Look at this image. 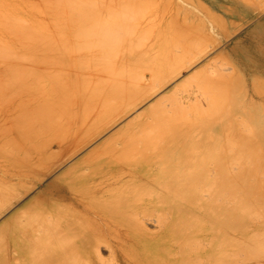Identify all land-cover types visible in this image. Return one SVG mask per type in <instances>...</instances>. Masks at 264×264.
<instances>
[{
  "label": "rangeland",
  "instance_id": "374dc122",
  "mask_svg": "<svg viewBox=\"0 0 264 264\" xmlns=\"http://www.w3.org/2000/svg\"><path fill=\"white\" fill-rule=\"evenodd\" d=\"M172 1L173 0H0V13L5 11V15L4 13L0 14V154H2V156L8 154L7 156H5V159L7 158L6 160L0 158V165L2 164L0 167V218L9 216L15 210H19L20 212V210H23L25 208L23 212H27V210L28 212H30L31 210L36 208L33 212H30L32 214H27L24 212L23 217H21V215L23 214L21 211V214L19 213L18 215V217H21V220L20 218L18 220L22 221L24 217L27 218L28 216L26 221L28 219H33V221L36 223H34L36 225L34 226L36 228H38L37 226H39L37 231H34L33 229L35 228L33 224V227L31 225L30 227L27 226L29 225V222L31 224V220H28L26 222L29 236L32 238L30 239V237L28 238L27 236V255L17 253L18 260H23L26 258L29 259L33 264H37V262L38 264H50L52 260H56V254L51 253H57L59 250H61V248L65 250V247L67 246L69 247L67 249L68 251L73 250L72 245L76 238L75 234L77 232L90 229L93 226H97L109 217H127L130 213H127V211L123 210V207L127 202H143L146 200L152 201L153 197V200H155V198L157 200L158 196L156 195L158 194L154 193L155 188L154 190H151V187L155 182L154 187H156V185L159 186L158 183L161 184L160 186L164 184L165 186L163 185V188H166V186H169L170 188L171 186V189L167 188L169 192L171 190L173 191V189L176 188L178 190V193H181L180 195H178L179 197L177 195H174L172 198H174L173 200L176 199L177 202H179L182 209L181 213L184 216H181V220L183 221L182 223L180 219L178 220L180 223L178 224L179 229L182 227L180 230L181 234H186V237H188L193 233L191 237H188L190 240L186 238V242L182 241V244L185 247L189 245L188 248L186 247L187 250L190 251L189 248L191 249V247L194 246H191V243L193 242L194 238L197 240L198 236L201 238L199 239L198 237L199 241H203V244L205 243L204 245H206L205 240L207 241V244H209L208 246L206 245L207 247L204 246L203 248L202 243L201 247L200 243L199 245L198 243H196V245L198 246L195 249H198V251L195 252H197V254L200 253L199 257H203L205 259H200L199 262L197 260H194L193 262H191L192 264H206L208 261L209 262L207 264H210V261L211 264L264 263V229L261 227V225L263 224V216H261L260 214H255L257 216L256 218L254 217L244 220V224L248 226L247 229L232 227H228L227 229H224V227L221 228L219 226L222 225L218 224L217 219H205L201 217L202 214H199V212H202L203 208L206 207V205L203 206V204L200 203H191L193 200V189L192 187L191 189L190 187H188L191 184L190 178L187 189L186 186H182V183H187L183 182L186 178L182 179V177L180 176L176 177L175 173H168L165 169H153L154 174L159 173L164 177V179L159 181L158 179L152 178V174L150 176H147V170H151L150 165L145 164L146 166L144 169H140L137 166V164L141 162L142 156H153L156 153V155L162 154V156H167V141L170 139L175 140L177 138H182L183 134L185 133V128L190 129V126L193 125L192 123L194 121L198 122L199 119H217L219 114H222L230 107V100L232 94L235 92H237L243 98V101L248 110H256V113H258L264 109V0ZM9 12L11 15H6ZM19 19L21 20L19 21ZM30 19L31 21H29ZM37 19L40 20L43 25ZM25 20L27 22H23ZM18 25L20 26V28L18 27ZM22 25L25 26L23 27ZM177 26L179 29L177 28ZM21 27L23 29H21ZM39 30H41V32ZM10 31L12 32L10 33ZM131 36L133 37L132 39ZM9 38H12L13 41ZM126 38H128L129 41ZM260 39H263V42ZM1 41H4L5 43ZM131 44L133 47L129 50V46ZM104 47H108L110 52L107 48L106 50H104ZM58 50L61 51L58 52ZM193 50H196V53ZM187 51L188 53H186ZM190 51L195 56V59L193 58V61L197 60L198 56L200 58L203 54L204 57H202L201 60H197V63L194 62L195 64H192L191 62L193 61H187L188 59L192 58V56H190L192 55ZM199 52L200 55L198 54ZM205 52L208 53L205 54ZM139 56L141 58H139ZM92 58L94 59L92 60ZM138 58L141 60H138ZM184 59L187 61V64L185 63L184 66H190L189 63L193 65V67H189V70L183 66L182 61L184 62ZM111 60L113 61V63ZM74 62L76 63L73 64ZM118 62L121 63L118 64ZM122 63H124L125 65ZM178 64L180 68L177 67ZM176 67L177 69H179L177 70ZM73 69L75 72L73 71ZM174 69L177 70V72H180L181 69H183L184 71H181L182 73L178 75V78H176V76H172V78L174 79H171L172 81L165 84L166 86L163 87L162 84H164V81L168 79L170 80L171 78V76L170 78H168V76L166 79L165 77L168 75L170 70L173 71ZM175 70L174 73H171L177 74ZM191 71H193V73L191 74L193 76L191 77L190 75L189 79L186 82L175 87L176 81L182 76L189 74ZM78 72L80 75L78 74ZM108 72L109 74L111 73L112 75L113 73L114 75H108ZM82 74H86L87 76L89 75V78L92 77V74L93 77L95 76L94 78H96V80L93 82L94 79L92 80L90 78L88 82V77L86 75L82 76ZM94 74L99 75L97 76ZM119 74L121 75V77L119 76ZM81 76L84 78H81ZM103 76H107V78L111 77V81L113 80V82L108 80L110 78H106L107 82H105L106 79ZM73 77L76 79H74ZM63 78L66 79L65 81L68 80L67 82L62 81L65 83L64 86H62L63 83L60 82L61 80H63ZM79 78H81L80 82L78 80ZM114 78L116 80L118 79L117 82L124 81L125 83L122 82L123 84L121 85L120 83L116 84ZM82 79L84 80V85L82 83ZM98 80L102 81L99 82V85H97L98 83L96 84L98 87H102L103 85L108 87L112 83L111 87L114 86L115 88L111 89H113V93L117 92V94L114 93L116 97H114V95L112 94V90L109 92L108 89H110V86L107 89L105 87L103 89L105 92H107V96L103 94L104 91L101 89V87L96 88L94 84L95 82H98ZM90 81H92L93 84ZM54 82H57V84L59 85L57 86V88L60 91L56 88V86L54 85L56 83ZM77 82L79 83V85ZM52 84L54 86L53 88ZM86 84L88 85L87 87L92 85V88L90 87L89 89H87V87H84L86 86ZM65 85L67 87V89H65L67 93L70 89V85L74 86L71 87L72 89L78 88L77 92L75 89L72 90L75 92H72L70 90V94L68 93V95L66 94V91L63 90L62 92L65 91V93L62 94L66 95H64L65 97H67V99L65 98L66 100L62 99L64 98V96L61 95L60 89H64L63 87H65ZM122 85H124L123 87H125V89L123 87L117 88ZM160 85H162V87L161 90L159 89L158 91V88L156 87H159ZM82 86L84 87L83 91L88 92V95L90 93V96H95L90 97L87 95V93L85 94L83 91L80 92L81 88L79 87ZM38 88L40 89V91ZM54 88L57 90H55ZM93 88H95L96 91L101 89L102 92H92ZM51 89L55 91L52 92ZM114 89H116V91H114ZM119 89H124L123 91H127L129 94L127 92L121 93ZM153 89H155L156 92L158 91V93H152L151 96L149 94L150 92H154ZM90 90L91 92H89ZM78 91L80 93H78ZM71 93H73V97ZM162 93H164V97L160 95ZM77 94H81L82 97L78 95V99ZM111 94L112 96H110ZM36 95L37 97L35 99L34 97ZM74 95L76 96L75 98L77 99V101L80 100V97L84 99L82 100V105H78L80 104L81 100L79 102H76V100H74V103ZM102 95L103 98H101ZM38 96L42 97L39 98ZM83 96L86 98H83ZM109 96L110 98H114L110 99ZM157 96L161 97L160 100L162 99V102L159 101L160 103H158L159 99ZM28 97H32L30 98L31 100L28 101ZM43 97H45V99ZM147 97L149 98L147 99ZM94 98L101 99H96L98 101H95ZM107 98L111 101H108V107L106 106L107 104H105L106 107L98 105L97 102L103 105L106 102ZM156 98L157 100H155ZM71 99L73 102H71ZM93 99L95 102L93 101ZM60 100H62V102ZM88 100L90 102H93L86 103L87 108L82 109V107L85 105V101L87 102ZM102 100L104 101V103H102ZM136 100L138 101L136 102ZM44 101H46L47 104ZM52 101L55 103L54 109L53 105L51 104ZM59 101L60 103H58ZM131 101L136 102L133 105L138 103L140 105H137L138 107L136 106V109L133 108L134 110H132V107L134 106L131 105ZM141 101L142 103H140ZM63 102H65L64 105L66 106L64 107L66 111L68 109H71L70 111L68 110V112L65 111L66 113H69V115L65 114V112H63V114L61 113V110H65L61 109V107L63 106ZM128 102H130V104ZM153 102L154 105L152 107L151 105L153 104ZM49 103L51 105H49ZM68 103L72 104L70 105V108H68ZM94 103L95 105H93ZM96 103L97 107H95ZM125 103H128L126 107H124ZM22 104L23 106H21ZM40 104L42 107L40 106ZM58 104H61V107ZM91 104L92 108L90 110L89 107L91 106ZM56 105H58L61 110H59L58 106ZM34 106L38 107L34 109ZM148 106L151 109H149ZM123 107L125 108L124 111ZM37 108H39V110L40 108H42L40 110V112L42 111L41 114L40 112L36 113ZM45 108L49 109L46 110ZM55 108L58 110H55ZM141 108L145 109L143 110V114L139 112V110H142ZM30 109H32V112ZM72 109H74L73 112ZM81 109L83 112L81 111ZM29 110L30 113H28ZM88 110H90L89 113L87 112ZM128 110L129 112L131 111V113H129ZM158 110H163L164 113L158 116L160 114L156 113ZM50 111L53 113H51ZM126 111L128 112L127 115L125 114L127 113ZM135 111L139 112L140 114ZM26 112L28 114L25 115ZM33 112L36 114H34ZM74 112L77 116L74 114ZM90 112H95L94 115L96 113L99 115L96 114L94 116L92 115L93 113L91 114ZM72 113L74 114V118ZM58 114L60 115V117L58 116ZM80 114L86 116L81 117L82 115ZM87 114H89V116ZM123 114H125V116ZM141 114L142 116H140ZM39 115H41V117H39ZM48 115L52 120L48 118ZM53 115L56 117H54ZM63 115L66 118H68L69 116V118L65 119ZM121 115H123V118L121 117ZM137 115H139L141 118L136 119L135 117H137ZM128 118H135L136 120L133 121L132 119L133 123L132 121L130 123H132L133 125L129 123L131 126L127 125V128V126H125V123H128L130 121L128 120ZM26 119L28 120V122L31 121L29 122V125L27 124L28 128L29 126H31V131L32 125L34 123L35 126H33V128L36 127L37 129H33V131L36 130L35 132H29L32 135L34 133L36 139L34 138V136L32 138V135L29 134V136H26L28 137L27 139H29L27 142L24 140V132H28L27 127H25L27 125L24 122L26 121L27 123ZM37 119L40 122L36 121ZM44 119L48 120L44 122ZM154 119H156L155 123L153 121ZM157 119H160V123L157 122ZM18 120L22 122H18ZM41 121L47 123L51 127L46 124L44 125L43 123H41ZM113 121L116 123L113 124ZM145 121H147V123ZM41 124L42 127H40ZM52 124L54 125V128ZM143 124H145L144 127ZM78 125H80L81 127ZM45 126L48 127V129H46ZM24 127L26 131L23 130ZM17 128H22L23 131ZM42 129L44 130V132H41ZM45 129L47 133L45 132ZM58 129L60 131H58ZM19 130L22 132H20L21 134L24 133L22 135L24 138L19 133ZM38 130H40V132L43 134H41ZM56 132H59V136ZM35 133L41 135L38 136V134ZM116 133L119 136L116 135ZM113 135H115V139L111 138L113 137ZM12 136H14V141L10 139L13 138ZM51 136H53L54 138ZM5 137L9 138V140L4 139ZM15 137L17 139H15ZM3 140H8L10 144L4 143L5 141ZM120 145H122L123 147ZM134 145H139V149L137 148L136 152H133V150H131L132 147L135 148ZM117 146L118 148L116 149L115 147ZM15 147H18L17 150L15 149ZM119 147L121 148V150L122 148L123 150H131L132 152H130V154H134V156L132 155L133 160H128L129 158H126L127 154L125 153L128 152L126 150L124 156H121L122 152ZM107 151L109 152V154L112 153L113 155L115 153L121 152L119 156L125 157V160H123L124 158H118L119 156H113L112 154L110 155H112L113 157L109 154L107 155ZM4 152L6 153L4 154ZM102 152H105V154H103ZM91 153L92 155H90ZM94 153H97L98 155ZM102 155H104V158ZM90 156H94V158H101H95L96 160L94 158L91 159L93 161L95 160V162L92 163L94 166L91 165L90 169H88L89 166H87L86 163L88 162L87 160H90ZM116 157L120 159V164L118 163ZM162 158L164 160V157ZM107 159H113V161L116 162V167H114L117 170L114 167L109 168L107 166ZM100 162H102V165H100ZM122 165L124 166L122 167ZM98 167L99 170L97 169ZM132 168L134 169V171ZM83 169H85L86 171L79 172ZM94 169H97L98 171L96 170L95 174H92L93 177H91L89 181V174L86 172L88 170L92 171ZM111 171L114 173H112ZM107 173L110 174L108 175ZM81 174L85 179L81 177V179L78 178V176H82ZM61 176H65L66 179L62 178ZM60 177L62 178V181ZM73 177H76L78 179L74 181L75 183H71L74 179ZM112 177L114 178L112 179ZM151 178L155 181L152 182ZM172 178L175 179V183L174 181H172ZM166 179L167 181H165ZM85 181H87L86 184L84 183ZM169 182L171 183L169 184ZM165 183L169 185H166ZM55 184L59 186L57 188H66L68 197L65 200L61 201L57 199V195L59 196L57 191H53L52 193H50V196L46 195L48 197H46L48 200H46V198L37 200L39 195L45 193V189ZM179 185L184 187V189H182V187H180ZM163 188L157 187L158 191L162 192V194L165 193L166 190L165 189L163 191ZM186 189L188 191H185ZM168 190L166 192L167 194L169 193ZM152 192L153 194H151V196L148 195ZM53 194L57 195L54 196ZM182 195V200L184 201L180 200V197ZM184 195H187L186 199ZM59 198L64 197L59 196ZM169 198L171 197H168L166 199L170 200ZM187 200L189 201L188 203ZM33 202L35 206L33 204V206L31 205V203ZM37 202L38 204L40 203V205H38ZM183 203L186 207L182 205ZM191 204H193L194 207H192L193 205ZM196 204H198V206ZM190 207L194 210L190 209ZM43 209L44 211H42ZM50 210L52 212H50ZM185 210H187L188 212ZM183 212H185V214L187 215H185ZM165 213L170 214V216L173 215L169 212ZM31 215H33V217H31ZM131 216L132 215L130 214V217ZM133 216H135V214ZM162 216H168L170 218V216L164 214V212L162 213ZM193 216L196 218L193 219ZM214 216L215 214H213L212 217ZM183 218H185V220L190 219L188 224L186 222V226H181L185 222ZM20 221H17V227L15 231L18 243L19 240L20 243L23 242L26 237H24V233L21 232L22 224ZM193 221L196 222H194L193 224ZM198 221L200 224L197 223ZM211 222H213L214 224ZM226 222L228 224L230 223V221ZM231 223H233V221H231ZM208 224H212V226L208 228ZM68 225H72L70 230H72L73 232H68ZM146 225V227L153 232H155V229H157L156 226H154L153 222L148 221ZM257 225H259L260 227H257V229H255ZM40 227L45 228L44 230H46V233L45 231L43 232V228ZM190 227L191 229H189ZM199 227L202 228V230H199ZM208 229H210L209 233L211 234L207 235L208 237L205 235V237L202 233L208 232ZM196 230H199L195 234V236L197 237L194 236ZM223 231H225V234L227 233V238L226 235L224 236V242L227 243V246L224 245V249L226 246V249L228 250H226L224 253L228 254L224 255L222 253V256H220L219 253L221 251L219 248V244L220 238H222L221 234L224 233ZM240 232H248L250 234L241 235ZM33 235L36 237H34ZM35 238L36 240L38 239L37 243L34 242L36 241L34 240ZM211 240L214 241L211 242ZM32 241L35 244H32ZM63 242L64 245L62 246ZM209 242H211V244L213 245L212 248ZM66 243L68 244L66 245ZM50 248L51 250H49ZM45 249L48 250L45 251ZM209 249H212V252L209 251ZM67 250L65 252L68 253L67 257H69V252ZM107 250L108 249L103 248L102 251L103 254L105 253V258H108L109 256V251L107 252ZM206 250H208V252H211V254L206 255ZM43 252H48V256L46 254H43ZM72 254L74 253L70 251L71 257L73 258L75 256V259L72 260L76 261L79 256L76 254ZM194 256H192V259H196L197 255L195 257ZM43 258H45L46 262H44V260H41ZM37 259L38 261H36ZM79 262H81V259L79 260ZM110 263V261L109 263L107 262V264Z\"/></svg>",
  "mask_w": 264,
  "mask_h": 264
},
{
  "label": "bare ground",
  "instance_id": "6f19581e",
  "mask_svg": "<svg viewBox=\"0 0 264 264\" xmlns=\"http://www.w3.org/2000/svg\"><path fill=\"white\" fill-rule=\"evenodd\" d=\"M174 1V0H173ZM172 1V2H173ZM170 3H171V1H170ZM169 4V3H168ZM168 4H167V6H168ZM174 4V3H173ZM171 6H173V5H171ZM166 9H168V8H166ZM172 10H173V8H172ZM1 11V10H0ZM8 11V10H7ZM175 11V10H174ZM5 12V11H4ZM4 12H1V13H4ZM97 12H99V11H97ZM168 12V11H167ZM0 13V14H1ZM7 13V12H6ZM170 13V12H169ZM10 14V12L8 13V14H6V15H9ZM95 14V13H94ZM4 15H5V13H4ZM11 15V14H10ZM97 15V14H96ZM95 15V16H96ZM1 16V15H0ZM18 16V15H17ZM16 16V17H17ZM20 16V15H19ZM171 16V15H170ZM3 17V16H2ZM23 17V16H22ZM95 18H97V17H95ZM21 19H24V18H21ZM21 19H19V21L21 20ZM39 19V18H38ZM37 19V20H38ZM5 20V19H4ZM14 20V19H13ZM2 21H3V19H2ZM18 21V20H17ZM29 21H31V19L29 20ZM39 22H41L40 20H38ZM23 22H27L26 20L25 21H23ZM35 22V21H34ZM180 22V21H179ZM31 23V22H30ZM42 23V22H41ZM13 24H15V23H13ZM12 24V25H13ZM40 24V23H39ZM1 25V24H0ZM4 25V24H3ZM27 25V24H26ZM41 25V24H40ZM42 25H43V23H42ZM183 25V24H182ZM6 26V25H5ZM15 26V25H14ZM23 27L25 26V25H22ZM34 26H35V24H34ZM18 27L20 28V26L18 25ZM40 27V26H39ZM36 28V27H35ZM177 28H178V26H177ZM7 29V28H6ZM21 29H23L22 27H21ZM33 29V28H32ZM40 29V28H39ZM179 29V28H178ZM15 30V29H14ZM20 30V29H19ZM216 30V29H215ZM16 31V30H15ZM23 31V30H22ZM22 31H19V32H22ZM25 31V30H24ZM40 32H41V30H39ZM43 31V30H42ZM182 31H183V29H182ZM185 31V30H184ZM214 31V30H213ZM12 31H10V33H11ZM26 32V31H25ZM116 32V31H115ZM114 32V33H115ZM121 32V31H120ZM119 33V32H118ZM117 33V34H118ZM123 33V32H122ZM183 33V32H182ZM21 34V33H20ZM25 34V33H24ZM124 34V33H123ZM23 35V34H22ZM113 35V34H112ZM135 35V34H134ZM10 36H12V35H10ZM121 36V35H120ZM127 36V35H126ZM125 36V37H126ZM263 36V35H262ZM99 37H101V36H99ZM103 37V36H102ZM106 37V36H105ZM109 37V36H108ZM135 37V36H134ZM133 37L131 36V39H132ZM9 39H11L12 40V38H9ZM29 39H30V37H29ZM109 39V38H108ZM119 39H121V38H119ZM128 41H129V39L128 38H126ZM264 39V38H263ZM263 39H260L261 41L263 40ZM115 40V39H114ZM126 40V41H127ZM259 40V41H260ZM8 41V40H7ZM13 41V40H12ZM102 41V40H101ZM109 41V40H108ZM125 41V42H126ZM131 41V40H130ZM137 41V40H136ZM135 41V42H136ZM260 41V42H261ZM1 42H4V41H1ZM118 42V41H117ZM132 42V41H131ZM263 42V41H262ZM261 42V43H262ZM5 43V42H4ZM106 43V42H105ZM128 43V42H127ZM257 43V42H256ZM264 43V42H263ZM262 43V44H263ZM122 44V43H121ZM133 44H135V43H133ZM126 45V44H125ZM104 46V45H103ZM102 46V47H103ZM131 46V47H130ZM129 46V50H130V48H132L133 46H132V44ZM105 48V47H104ZM107 49H108V47H106ZM106 48L104 49V50H106ZM114 48V47H113ZM124 48H126V47H124ZM99 49H101V48H99ZM119 49H121V48H119ZM128 49V48H127ZM182 49V48H181ZM261 49V48H260ZM103 50V49H102ZM103 50V51H104ZM109 50V49H108ZM107 50V51H108ZM183 50V49H182ZM192 50V49H191ZM57 51V50H56ZM61 50H58V52H60ZM116 51V50H115ZM122 51H124V50H122ZM194 51V50H193ZM198 51H200V50H198ZM63 52V51H62ZM61 52V53H62ZM109 52H110V50H109ZM119 52V51H118ZM185 52V51H184ZM191 52V51H190ZM190 52H189V54H190ZM195 53H196V50L194 51ZM115 53V52H114ZM186 53H188V51L186 52ZM208 52H205V54H207ZM56 54V53H55ZM191 54L192 55H190V56H192V58H190V59H188L187 57V61H189V62H191V61H193V58L195 59V56H194V54L191 52ZM199 55H200V52L198 53ZM198 54H196V55H198ZM110 55V54H109ZM113 55V54H112ZM186 55H188V54H186ZM202 55V54H201ZM93 56V55H92ZM116 56H118V55H116ZM202 57H204V54L199 58V56H198V58H197V56H196V58H197V60H201V58ZM139 58H141L140 56H139ZM138 58V60H141V59H139ZM94 58H92V60H93ZM113 59H114V57H113ZM116 59H118V58H116ZM124 59V58H123ZM122 59V60H123ZM136 59H137V57H136ZM184 59V60H185ZM89 60V59H88ZM182 61V63H183V66H184V64L186 63L187 64V61ZM197 60H194L193 62H191L192 64H195V63H197L198 61ZM110 61V60H109ZM112 61V60H111ZM137 61V60H136ZM197 61V62H196ZM116 62V61H115ZM122 62H125V61H122ZM195 62V63H194ZM63 63V62H62ZM70 63V62H69ZM76 62H74L73 64H75ZM78 63V62H77ZM112 63H113V61H112ZM119 63H121V62H118V64ZM207 63H209V62H207ZM91 64V63H90ZM122 64H124V63H122ZM137 64V63H136ZM181 64V63H180ZM192 64H190L189 63V65L190 66H188V65H186V66H184L186 69H188L189 70V67L191 68V66L193 67V65ZM59 65V64H58ZM71 65H72V63H71ZM112 65V64H111ZM115 65V64H114ZM125 65V64H124ZM68 66V65H67ZM76 66V65H75ZM75 66H73V67H75ZM120 66H121V64H120ZM182 66V65H181ZM187 66H188V68H187ZM177 67H179V64H178V66ZM177 67H176V69H177ZM180 68V67H179ZM178 68V69H179ZM71 69H72V67H71ZM76 69V68H75ZM106 69H108V68H106ZM177 69V70H178ZM175 70V69H174ZM174 70L172 71V70H170L169 71V73H168V75L165 77V79L168 77V78H170V76H171V78H170V80L168 79V80H166V81H168V82H166V81H164V84H162L163 85V87L164 86H166L165 84H167V83H169L170 81H172L171 79H174V78H172V76L173 77H175L176 76V78H178V75L180 74V73H182L181 71L183 70V69H181L180 70V72H177V70H175V72H177V74H172V73H174ZM68 71V70H67ZM72 71V70H71ZM73 71H74V69H73ZM80 71V70H79ZM184 71V70H183ZM186 71V70H185ZM75 72V71H74ZM81 72V71H80ZM110 72V71H109ZM109 72H108V75H111V73L109 74ZM111 72H113V71H111ZM172 72V73H171ZM67 73V72H66ZM69 73H70V71H69ZM73 73V72H72ZM78 74H79V72H78ZM88 74V73H87ZM117 74V73H116ZM184 74V73H183ZM76 75V74H75ZM80 75V74H79ZM84 75H86V74H84ZM83 74H82V76H84ZM89 75H90V73H89ZM88 75V76H89ZM94 75H97V74H94ZM99 75V74H98ZM97 75V76H98ZM101 75V74H100ZM102 75H105V74H102ZM112 75H114L113 73H112ZM111 75V76H112ZM182 75V74H181ZM191 75V74H190ZM61 76V75H60ZM63 76V75H62ZM81 76V78H84V77H82ZM87 76V75H86ZM87 76V77H88ZM91 76L93 77V75L91 74ZM119 76L121 77V75L119 74ZM193 75H191V77H192ZM74 77H78V76H74ZM73 77V78H74ZM92 77H90L92 80H93V82L96 80V78H92ZM100 77V76H99ZM103 77H105V79L107 78V76H103ZM114 77V76H113ZM117 77V76H116ZM186 77H188V76H186ZM185 77V78H186ZM209 77V76H208ZM224 77H225V75H224ZM81 78H79L78 80H79V82H80V80H81ZM90 78L88 77L87 79H88V82H89V80H90ZM108 78H110V79H108ZM107 79L109 80V81H111V77H108ZM176 78H175V80H176ZM183 78V77H182ZM181 78V79H182ZM184 78V79H185ZM217 78V77H216ZM62 79V78H61ZM71 79H72V77H71ZM74 79H76V78H74ZM73 79V80H74ZM101 79V78H100ZM107 79H106V81L105 82H107ZM113 79V78H112ZM115 79V78H114ZM119 79H121V78H119ZM60 80V79H59ZM58 80V81H59ZM66 79H64L63 78V80H61L60 82H62V81H65ZM70 80V79H69ZM73 80H71V81H73ZM103 80V79H102ZM118 80V79H117ZM117 80L115 79V81H116V84L117 83H120V85L121 84H123L122 82H124V81H119V82H117ZM122 80H123V77H122ZM188 80V79H187ZM32 81V80H31ZM68 81V80H67ZM67 81H65V82H67ZM75 81V80H74ZM77 81V80H76ZM108 81V82H109ZM114 81V82H115ZM84 82V80L82 79V83ZM87 82V83H88ZM90 82H92V81H90ZM93 82H92V84H93ZM99 82H102V81H100V80H98V82H95V87L96 88H100V87H98L97 85H99ZM111 82H113V80L111 81ZM166 82V83H165ZM182 82V81H181ZM27 83V82H26ZM54 83H56L57 84V82H54ZM63 83V85L62 86H64V82H62ZM69 83H71V82H69ZM72 83H74V82H72ZM76 83V82H75ZM78 83V82H77ZM98 83V84H97ZM110 83V82H109ZM125 83V82H124ZM183 83V82H182ZM56 84H54L55 86H56V88H57V86H59L58 84L56 85ZM89 84V83H88ZM97 84V85H96ZM112 84V83H111ZM111 84L109 85L110 86V89H108L109 90V92L111 91L112 92V94L114 95V93H116L117 94V92H114L113 93V89H111V88H115L113 85V87H111ZM180 84V83H179ZM24 85H27V84H24ZM31 85V84H30ZM78 85H79V83H78ZM83 85H84V83H83ZM91 85V84H90ZM93 85V86H94ZM102 85V84H101ZM119 85V84H118ZM162 85H160L159 87H156V88H158V91H159V89L161 90V87H162ZM29 86V85H28ZM62 86H60V87H62ZM68 86V85H67ZM73 86V85H72ZM71 85H70V89L68 90V93L70 92V90L72 91V90H74V89H72L71 87H72ZM81 86V85H80ZM88 85L86 84V86H84V87H87ZM92 86V85H91ZM91 86H89V87H87V89H89ZM108 86V87H109ZM115 86H117V85H115ZM124 85H122V86H119V87H117V88H121V87H123ZM177 86V85H176ZM175 86V87H176ZM51 87V86H50ZM54 86H53V84H52V88H53ZM59 87V88H60ZM65 87H66V85H65ZM65 87H63L64 89H62V88H60L61 89V95H63L62 93H65V89H67V87L65 88ZM74 87V86H73ZM78 87V86H77ZM76 87V88H77ZM84 87L82 86V87H79V88H81V91L80 92H82L83 90H84ZM103 87V88H102ZM101 87V89L103 90L104 89V87L107 89L108 87H106V86H102ZM25 88H27V87H25ZM42 88V87H41ZM92 88V87H91ZM116 88V89H117ZM124 89H125V87H123ZM33 89V88H32ZM39 89V88H38ZM50 89V88H49ZM55 89V88H54ZM58 89V88H57ZM57 89H55V90H57ZM86 89V90H87ZM101 89H99L98 91H101ZM105 89V90H106ZM116 89H114V91H116ZM124 89H119L120 91H121V93L123 92V93H126L127 91H123ZM35 90V89H34ZM52 90V89H51ZM55 90H52V92L53 91H55ZM59 90V89H58ZM63 90H65L64 92H62ZM76 90V92H77V90H78V88L77 89H75ZM80 90V89H79ZM118 90V89H117ZM126 90H127V88H126ZM131 90V89H130ZM130 90H129V92H130ZM154 90V92H150V94L149 95H151L152 96V93L154 94V93H158V91L156 92V90L155 89H153ZM152 90V91H153ZM39 91H40V89H39ZM42 91V90H41ZM46 91V90H45ZM60 91V90H59ZM98 92V91H96L95 90V88H93L92 89V92ZM104 91V90H103ZM44 92V91H43ZM42 92V93H43ZM72 92H75V91H72ZM79 91H78V93H80ZM85 94L87 93V95H88V92H85V91H83ZM89 92H91V90L89 91ZM102 92V91H101ZM142 92V91H141ZM60 93V92H59ZM68 93H67V91H66V94L68 95ZM100 93V92H99ZM119 93V92H118ZM128 93V92H127ZM145 93V92H144ZM48 94V93H47ZM46 94V95H47ZM56 94V93H55ZM58 94V93H57ZM70 94V93H69ZM72 94V97H73V93H71ZM85 94H84V96H85ZM94 94V93H93ZM96 94V93H95ZM98 94V93H97ZM103 94L105 95V96H107V92H103ZM112 94L110 95V96H112ZM129 94V93H128ZM49 95V94H48ZM65 95V94H64ZM63 95V96H64ZM75 95H76V93H75ZM74 95V98L76 97ZM81 96V94H77V96ZM123 95V94H122ZM148 95V96H149ZM161 95V94H160ZM60 96V95H59ZM66 96V95H65ZM64 96V98H62V99H67V97H65ZM79 96L77 97L78 99H79ZM83 96V98H86V97H84ZM88 96H90V93H89V95ZM88 96H87V98H88ZM95 96V95H94ZM94 96H90V97H94ZM104 96V97H105ZM110 96H109V98H110ZM124 96V95H123ZM155 96V95H154ZM165 95L163 94V97H164ZM34 97V96H33ZM36 97H37V95L34 97L35 99H36ZM39 97V96H38ZM42 97V96H41ZM41 97H39V98H41ZM46 97V96H45ZM45 97H43L44 99H45ZM50 97V96H49ZM56 97V96H55ZM58 97V96H57ZM62 97V96H61ZM60 97V98H61ZM69 97H70V95H69ZM71 97V98H72ZM82 97V96H81ZM80 97V100H78L77 101V99L75 98V99H73V101L74 100H76V102H79L80 101V104H78V105H82L81 103H83V101L82 100H84V99H82ZM97 97V96H96ZM98 97H99V95H98ZM114 97H116V95H114ZM114 97H111L110 99H113ZM150 97V96H149ZM149 97H147V99L149 98ZM158 97V96H157ZM27 98V97H26ZM29 99H28V101L29 100H31L30 98H32V97H28ZM101 98H103V95H102V97ZM101 98H99V99H101ZM123 98V97H122ZM125 98H126V96H125ZM160 98L161 97H158V103H160L159 101H161L162 102V99L160 100ZM50 99V98H49ZM55 99V98H54ZM65 99V100H66ZM95 99V98H94ZM94 99H93V101H94ZM96 99H98V98H96ZM95 99V101H98V100H96ZM110 99L108 100V98H107V100H106V102L104 103V101L102 102V103H104L103 105L102 104H99V102H97L98 103V105H101L102 107H108V105L109 104H107V103H109L108 101H110ZM23 100V99H22ZM51 100H53V99H51ZM59 100V99H58ZM86 100V99H85ZM89 100H92V99H89ZM85 101V105L83 106V107H85V108H83L82 107V109H86L87 108V105H86V103H91V102H93V101ZM105 100V99H104ZM125 100V99H124ZM145 100H146V98H145ZM155 100H157V98L155 99ZM27 101V100H26ZM35 101V100H34ZM39 101V100H38ZM61 102H62V100H60ZM60 101L58 102V103H60ZM70 101V100H69ZM72 101V99H71V102H73ZM94 101V102H95ZM138 100H136V102H137ZM24 102V101H23ZM41 102V101H40ZM45 103H46V101H44ZM56 102V101H55ZM111 102V101H110ZM132 102V101H131ZM135 101L134 102H132L131 103V105H133L134 103H136ZM191 102H193V101H191ZM30 103V102H29ZM47 103H48V100H47ZM46 103V104H47ZM51 103V102H50ZM49 103V105H53V109H54V105H55V103L52 101V103L50 104ZM57 103V102H56ZM74 103H75V101H74ZM97 103H96V106L95 107H97ZM100 103H101V100H100ZM129 104H130V102H128ZM127 103V104H128ZM140 103H142V101L140 102ZM65 104V102H63V106L62 107H64V106H66V105H64ZM105 104H107L106 106H105ZM127 104L125 103V106L124 107H126L127 106ZM157 104V103H156ZM29 105V104H28ZM42 105H43V103H42ZM58 105H60V107H61V104H58ZM58 105H56V106H58ZM68 105H69V107H68ZM68 105H67V107L68 108H70L71 106L70 105H72V104H70V103H68ZM74 105V104H73ZM93 105H95V103L93 104ZM137 105H140L139 103L138 104H135V105H133L134 107H132V110H134L133 108H135ZM142 105V104H141ZM153 105H154V102H153V104L151 105L152 107H153ZM21 106H23V104L21 105ZM39 106V105H38ZM38 106H36V107H38ZM40 106H41V104H40ZM55 106V107H56ZM150 106V105H149ZM149 106H148V108H149ZM19 107H20V105H19ZM35 106H34V109L36 108ZM42 107V106H41ZM46 107V106H45ZM50 107V106H49ZM60 107L58 106V109L59 110H61V109H65V107L64 108H62L61 107V109H60ZM94 107V108H95ZM123 107V108H124ZM129 107H130V105H129ZM128 107V108H129ZM138 107V106H137ZM23 108V107H22ZM44 108V107H43ZM52 108V107H51ZM90 108V110H91V108H92V104H91V106L89 107ZM93 108V109H94ZM127 108V109H128ZM29 109V108H28ZM42 108H40V110H41ZM46 110H48L47 108H45ZM44 109V110H45ZM52 109V110H53ZM58 109H56L55 108V110H58ZM77 109H78V107H77ZM82 109H81V111H82ZM136 109V108H135ZM142 109V108H141ZM149 109H151V108H149ZM31 110V112H32V109H30ZM30 110H29V112L28 113H30ZM39 110V108H37V110H36V113L37 112H40V110ZM51 110V109H50ZM69 110V109H68ZM68 110L66 111V109L63 111V110H61V113L63 114V112H68ZM71 110V109H70ZM69 110V111H70ZM73 110L74 109H72V112H73ZM90 110H88L87 112L89 113V111ZM125 110V108L123 109V111ZM129 110H131V109H129ZM129 110H128V112H129ZM143 110H145V109H142V110H139V112L140 113H144V111ZM22 111V110H21ZM24 111V110H23ZM26 111V110H25ZM34 111V110H33ZM78 111V110H77ZM105 111V110H104ZM121 111V110H120ZM142 111V112H141ZM161 111V112H160ZM158 110L156 113H160L158 116H160L162 113H164L163 112V110ZM42 112V111H41ZM41 112H40V114H41ZM46 112V111H45ZM51 112V111H50ZM65 112V114H67V115H69V113H66ZM79 112V111H78ZM83 112V111H82ZM85 112V111H84ZM122 112V111H121ZM127 112V111H126ZM128 112L127 113H125L126 115L128 114ZM135 112H137V111H135ZM139 112H137V113H139ZM22 113V112H21ZM27 112L25 113V115L26 114H28ZM34 113V112H33ZM32 113V114H33ZM36 113H34V114H36ZM51 113H53V112H51ZM56 113H58V112H56ZM81 113V112H80ZM91 113V112H90ZM93 113V114H92ZM91 114L92 115H94V113L95 112H92ZM129 113H131V111L129 112ZM139 113V114H140ZM39 114V113H38ZM37 114V115H38ZM48 114V113H47ZM50 114V113H49ZM54 114H55V112H54ZM64 114V115H65ZM74 114H75V112H74ZM74 114L72 113V115H73V118H74ZM78 114V113H77ZM97 114V113H96ZM95 114V115H96ZM103 114V113H102ZM106 114V113H105ZM125 114H123L124 116H125ZM142 114L140 115V116H142ZM37 115H35V116H37ZM46 115V114H45ZM63 115V117L65 118V119H68L69 118V116H68V118H66L65 116ZM76 115V114H75ZM80 115H82V114H80ZM79 115V116H80ZM88 116H89V114H87ZM94 115V116H95ZM97 115H99V114H97ZM123 115H121V117L123 118ZM133 115H135V114H133ZM145 115V114H144ZM143 115V116H144ZM54 116V115H53ZM58 116L60 117V115L58 114ZM77 116V115H76ZM84 115H82L81 117H83ZM86 116V115H85ZM84 116V117H85ZM139 115H137V117H135L136 119H139V118H141ZM39 117H41V115H39ZM38 117V118H39ZM46 117V116H45ZM54 117H56V116H54ZM53 117V118H54ZM91 117V116H90ZM97 117V116H96ZM145 117V116H144ZM48 118L49 119H51V117H49V115H48ZM87 118V117H86ZM92 118H94V117H92ZM133 119V118H131V119H129L128 118V120H130L128 123H125V126H131L130 124H132L133 123V121L134 120H136V119ZM41 119V118H40ZM58 119V118H57ZM60 119V118H59ZM89 119V118H88ZM119 119V118H118ZM132 119H133V121H132ZM144 119V118H143ZM22 120H24V119H22ZM27 120V119H26ZM29 120H32V119H29ZM45 120V119H44ZM48 120V119H47ZM47 120H45L44 122H46ZM52 120V119H51ZM120 120V119H119ZM158 121V123H160L159 122V120L160 119H157ZM36 121H39L38 119L36 120ZM116 121V120H115ZM118 121V120H117ZM132 121V123H130ZM154 121V123H155V121H156V119H154L153 120ZM18 122H22V121H19L18 120ZM25 122V124L27 125H29V122H31V121H29L28 122V120H27V123H26V121H24ZM33 122H35V121H33ZM40 122V121H39ZM43 121H41V123H43L44 125L46 124V125H48L47 123H44ZM51 122V121H50ZM49 122V123H50ZM146 123H147V121H145ZM38 123V122H37ZM36 123V124H37ZM56 123V122H55ZM114 123H116V122H114L113 121V124ZM130 123V124H129ZM136 123V122H135ZM145 123V124H146ZM149 123V122H148ZM12 124V123H11ZM25 124H23V125H25ZM39 124V123H38ZM54 124V123H53ZM52 124V125H53ZM83 124V123H82ZM82 124H80V125H82ZM145 124H143V127H144V125ZM10 125V124H9ZM18 125V124H17ZM21 125V124H20ZM22 125V126H23ZM28 125L27 126H25V127H27V130H28V132L26 133V132H24L25 133V138L22 136L23 134H21L22 132L21 131H23V130H25V127H24V129L22 130V128L20 129V128H17V129H20L19 130V133L21 134V136L24 138V140L27 142L29 139H27L28 137H26V136H29V134L31 133V132H35L37 129H36V127H34L36 130L35 131H33V126H35V123L32 125V131H31V126H29V128H30V131H29V128H28ZM80 125H78V126H80ZM124 125V124H123ZM133 125V124H132ZM19 126V125H18ZM49 126V125H48ZM128 126H127V128H128ZM136 126H139V125H136ZM14 127V126H13ZM39 127V126H38ZM40 127H42V124L40 125ZM46 127V126H45ZM49 127H51V126H49ZM81 127V126H80ZM142 127V126H141ZM12 128V127H11ZM16 128V127H15ZM53 128H54V125H53ZM52 128V129H53ZM83 128V127H82ZM46 129H48V127H46ZM46 129H45V132H46ZM126 129V128H125ZM124 129V130H125ZM10 131H11V129H10ZM26 131V130H25ZM39 132H40V130H38ZM37 131V132H38ZM48 131V130H47ZM50 131H51V128H50ZM57 131V130H56ZM58 131H60L59 129H58ZM123 131V130H122ZM122 131H121V133H122ZM5 132V131H4ZM30 132V133H29ZM38 132V133H39ZM41 132H44V130L42 129V131ZM40 132V133H41ZM124 132V131H123ZM38 133H35V134H38ZM47 133V132H46ZM57 134H58V136H59V132H56ZM118 133V132H117ZM116 133V135H118ZM120 133V134H121ZM6 134V133H5ZM41 134H43V133H41ZM41 134H38V136H40ZM55 134V133H54ZM19 135V134H18ZM30 135H32V134H30ZM45 135V134H44ZM61 135V134H60ZM21 136H19V137H21ZM33 136H34V133H33V135H32V138H33ZM54 136V135H53ZM53 136H51V137H53ZM114 136L115 135H113V137H111V138H114ZM119 136V135H118ZM7 137V136H6ZM4 138V139H8L9 140V138ZM9 137V136H8ZM13 138H10V139H14V136H12ZM36 136H34V138H35ZM50 137V136H49ZM48 137V138H49ZM117 137V136H116ZM22 138V139H23ZM47 138V139H48ZM54 138V137H53ZM55 138H56V135H55ZM15 139H17L16 137H15ZM36 139V138H35ZM115 139V138H114ZM8 140H6V141H8ZM23 140V141H24ZM34 140V139H33ZM108 140V139H107ZM106 140V141H107ZM3 141H5V140H3ZM4 142V143H9V141L8 142ZM14 141V140H13ZM16 141V140H15ZM19 141V140H18ZM21 141V140H20ZM17 142V141H16ZM121 142V141H120ZM123 142H125V141H123ZM122 142V143H123ZM13 143V142H12ZM17 143H19V142H17ZM30 143V142H29ZM33 143V142H32ZM10 144V143H9ZM14 144V143H13ZM20 144V143H19ZM34 144V143H33ZM6 145V144H5ZM8 145V144H7ZM15 145H16V143H15ZM28 145V144H27ZM31 145V144H30ZM29 145V146H30ZM123 145V144H122ZM122 145H120V146H122ZM136 145V144H135ZM134 145V147L136 148H131V150H133V152H136V150H137V148L139 147V145L138 146H135ZM14 146V145H13ZM20 146V145H19ZM21 146H23V145H21ZM114 146V145H113ZM112 146V147H113ZM124 146V145H123ZM122 146V147H123ZM18 148V147H17ZM17 148L15 147V149L17 150ZM116 149L118 148V146L117 147H115ZM14 149V150H15ZM119 149L121 150V148L119 147ZM118 149V150H119ZM139 149V148H138ZM110 150V149H109ZM117 150V151H118ZM126 149H124L123 150V148H122V150H121V152H118V153H115L114 155L115 156H119L120 155V153H121V156L123 155L124 156V153L126 152V151H128V150H126ZM131 150H129L128 152H126L125 154H127L126 155V158L128 159V160H133V156H134V154H130V152H132ZM108 152V151H107ZM1 153V152H0ZM3 153V152H2ZM6 152H4V154H5ZM8 153V152H7ZM93 153V152H92ZM92 153L90 154V155H92ZM103 154H105V152H102ZM114 153V152H113ZM3 154V155H4ZM12 154V153H11ZM94 154H96V155H98L97 153H94ZM109 154V152L107 153V155ZM110 154H112V153H110ZM109 154V155H110ZM128 154H130V155H128ZM152 154V153H151ZM157 154V153H156ZM153 155V156H150V155H145V156H142V160H141V162L139 163V164H137V166L140 168V169H144L145 168V166L146 165H150L151 166V170H147L148 171V173H147V176H150L151 174H152V178H155V179H158L159 181L160 180H162V179H164V177L162 176V175H160L159 173H157V174H154L153 173V169H158V170H163V169H165V166L163 165V164H167L168 163V160L166 159V157L167 156H162V154H158V155ZM201 154H202V152H201ZM206 154V153H205ZM209 154V153H208ZM217 154V153H216ZM1 156H0V158L1 159H3V160H6L5 159V156H7L8 154H6L5 156H2V154H0ZM113 155V154H112ZM112 155H110V156H112ZM113 155V156H114ZM133 155V156H132ZM164 155V154H163ZM189 155H191V154H189ZM223 155H225V152H224V154ZM103 156V158H104V155H102ZM112 156V157H113ZM187 156V155H186ZM192 156V155H191ZM206 156H208L207 154H206ZM211 156V155H210ZM227 156V155H226ZM226 156H224L225 158H226ZM3 157V158H2ZM89 157V156H88ZM91 157V156H90ZM111 157V158H112ZM116 157V158H117ZM162 157H164V160H163V158ZM197 157V156H196ZM201 157H203V155L201 156ZM205 157V156H204ZM203 157V158H204ZM209 157V156H208ZM217 157H219V156H217ZM221 157V156H220ZM223 157V156H222ZM221 157V158H222ZM94 158V156H92L91 158H90V160H87L88 162L86 163L87 164V166H89V168L88 169H90V167H91V165H93L92 163L93 162H95V160L96 159H100L101 157H95L94 159V161L93 160H91V159H93ZM102 158V159H103ZM107 158V157H106ZM105 158V159H106ZM108 158H109V156H108ZM115 158V159H116ZM118 158H124L123 160H125V157H118ZM117 158V161H118V163H119V161H120V159H118ZM186 158V157H185ZM191 159V158H193V157H189L188 156V159ZM203 158H201V160L203 159ZM215 158V157H214ZM177 159V158H176ZM180 159H182V158H180ZM190 159L189 160H187L188 162L190 161ZM197 159V158H196ZM207 159V158H206ZM211 159L212 158H210V161H211ZM224 159V158H223ZM16 160V159H15ZM108 160V159H107ZM175 160V159H174ZM200 160V159H199ZM204 160V159H203ZM202 160V161H203ZM208 160V159H207ZM1 161V160H0ZM11 161V160H10ZM98 161V160H97ZM104 161V160H103ZM106 161V160H105ZM181 161V160H180ZM179 161V162H180ZM192 161H193V159H192ZM212 161H214V160H212ZM215 161H216V159H215ZM224 161H225V159H224ZM224 161H221V162H224ZM226 161H227V159H226ZM85 162V161H84ZM144 162V163H143ZM198 162V161H197ZM101 163V164H100ZM99 164L100 165H102V162H100ZM142 163V164H141ZM176 163H178V162H176ZM192 163V162H191ZM202 163H204V162H202ZM210 163V162H209ZM212 163V162H211ZM211 163L209 164V166L211 165ZM225 163V166L224 167H227L228 165V162H227V164H226V162H224ZM105 164V163H104ZM106 164H107V166L110 168V167H114L115 165H116V162H114L113 161V159H109L108 161H106ZM120 164V163H119ZM118 164V165H119ZM123 164H124V162H123ZM146 164V165H145ZM162 164V165H161ZM182 164V163H181ZM195 164H197V163H195ZM199 164V163H198ZM2 165V164H1ZM1 165H0V167H1ZM95 165H97V164H95ZM168 165V164H167ZM176 165V164H175ZM179 165V164H178ZM177 165V166H178ZM183 165V164H182ZM189 165V164H188ZM191 165H193V164H191ZM204 165H205V163H204ZM214 164H212L211 166H213ZM227 165V166H226ZM85 166V165H84ZM86 166V167H87ZM94 166V165H93ZM124 165H122V167H123ZM230 166V165H229ZM75 167V166H74ZM116 167V166H115ZM114 167V168H115ZM130 167V166H129ZM136 167V166H135ZM153 167V168H152ZM182 167H187L186 166V164H185V166H182ZM217 167V166H216ZM105 168H106V165H105ZM113 168V169H114ZM127 168V167H126ZM125 168V169H126ZM196 168V167H195ZM199 168H201V166L199 167ZM208 167H206V169H207ZM210 168H212V167H210ZM215 168V167H214ZM10 169V168H9ZM75 169V168H74ZM86 169V168H85ZM85 169H83L82 171L80 170L79 172H85L86 170ZM93 169V168H92ZM98 170H99V167L97 168ZM97 169H94V170H88V171H91V172H86V173H88L89 174V181H90V178L91 177H93L92 176V174H95V172H96V170ZM116 169V168H115ZM114 169V170H115ZM133 169V168H132ZM6 170V169H5ZM15 170V169H14ZM97 170V171H98ZM112 170V169H111ZM113 170V171H114ZM117 170V169H116ZM115 170V171H116ZM186 170H188V169H186ZM191 170V169H190ZM114 171V172H115ZM130 171H131V169H130ZM133 171H134V169H133ZM137 171V170H136ZM209 171H211L212 173L213 172H215L216 173V169L215 170H209ZM208 171V172H209ZM13 172V171H12ZM94 172V173H93ZM110 172V171H109ZM112 172V171H111ZM114 172H112V173H114ZM122 172V171H121ZM187 172V171H186ZM185 172V173H186ZM210 172V173H211ZM228 172H229V170H228ZM6 173V172H5ZM10 173V172H9ZM69 173V172H68ZM67 173V174H68ZM74 173V172H73ZM72 173V174H73ZM125 173V172H124ZM209 173V175H207V176H209V178H210V174ZM12 174V173H11ZM77 174H78V172H77ZM80 174V173H79ZM88 174H86V175H88ZM105 174V173H104ZM108 174V173H107ZM110 174V173H109ZM108 174V175H109ZM121 174H123V173H121ZM188 174H189V171H188ZM201 174H203V173H200V175ZM208 174V173H207ZM228 174V173H227ZM62 175V174H61ZM82 175V174H81ZM119 175V174H118ZM118 175H117V177H118ZM129 175V174H128ZM178 175V174H177ZM199 175V176H200ZM213 175H214V173H213ZM212 175V176H213ZM16 176V175H15ZM101 176V175H100ZM111 176V175H110ZM211 176V177H212ZM218 176H219V174H218ZM62 178H65L66 179V177L65 176H61ZM60 177V179H61V181H62V178ZM69 177H71V176H69ZM83 178V179H85L84 177H83V175L82 176H78V178ZM114 177H116V176H114ZM114 177H112V179L114 178ZM121 177V176H120ZM68 178V177H67ZM74 178V177H73ZM80 178V179H81ZM151 178V179H152ZM169 178H171V177H169ZM168 178V179H169ZM180 178V177H179ZM208 178V179H209ZM215 178H217V175H216V177ZM87 179H88V176H87ZM86 179V180H87ZM173 179V178H172ZM172 179H170V180H172ZM182 179H183V177H182ZM189 179V178H188ZM191 179V178H190ZM207 179V180H208ZM211 179V178H210ZM76 180H78L76 177L72 180V182L71 183H75L74 181H76ZM169 180V181H170ZM175 179H173L172 181H174ZM179 180V179H178ZM202 180V179H201ZM216 179H214L213 178V181H215ZM66 181V180H65ZM68 181H70V180H68ZM84 181V180H83ZM88 181V180H87ZM87 181H85L84 183L86 184L87 183ZM153 181H155V180H153L152 179V182ZM165 181H167V179L165 180ZM180 181V180H179ZM188 181V180H187ZM204 181H205V178H204ZM218 181V180H217ZM67 182V181H66ZM162 182V181H161ZM160 182V183H161ZM184 183H185V181H183ZM189 182V181H188ZM187 182V183H188ZM199 182V181H198ZM201 182V181H200ZM208 182V181H207ZM157 183V182H156ZM163 183V182H162ZM171 182H169V184H170ZM174 183H175V181H174ZM179 183V182H178ZM66 184V183H65ZM109 184V183H108ZM166 184V183H165ZM169 184H166V185H169ZM173 184V183H172ZM196 184V186L198 185V184H200V183H195ZM194 184V185H195ZM202 184V183H201ZM207 184V183H206ZM213 184H215L216 185V182L214 183L213 182ZM213 184H211V185H207V187H210V186H212ZM81 185V184H80ZM102 185V184H101ZM158 185L160 186L161 184H159L158 183ZM164 185V184H163ZM163 185L162 186H160L161 188H163ZM174 185V184H173ZM172 185V186H173ZM183 185H187L186 183L185 184H183L182 183V186ZM192 185V184H191ZM215 185H213V186H215ZM57 186V185H56ZM155 186V182H154V185L152 186L153 187V189H152V187H151V190H154V188H155V191H156V189H157V187L158 188H160L159 186H157L156 185V187H154ZM165 186V185H164ZM180 186V185H179ZM182 186H180V187H182ZM201 187V185H198L197 187ZM203 186V185H202ZM77 187H79V186H77ZM176 187H177V185H176ZM179 187V188H180ZM188 187H190V189H191V186L189 185ZM188 187L186 186V188L188 189ZM195 187V186H194ZM205 187H206V185H205ZM167 188H169V186L167 187L166 186V188L164 187L163 188V191L165 190V193L167 192ZM192 188H193V186H192ZM196 188V187H195ZM169 189H171V186H170V188ZM182 189H184V187H182ZM185 190V191H188V190ZM190 189H189V191H190ZM194 189V188H193ZM208 189V188H207ZM211 189V188H210ZM150 190V191H151ZM159 190H162V189H159ZM197 190V189H196ZM53 191H57L58 192V194H59V196H61V197H66V192L63 190V188H57V187H55V186H50L49 188H47V189H45V193L43 194V195H39L38 196V198H37V200L39 199V200H41V199H44L45 198V196L46 195H50V193H52ZM154 191V193H156V194H158V195H156V196H158V198H157V200H156V198H155V200H153V198H152V201L150 200H146V198H145V200L146 201H143V202H137V201H129V202H127L126 203V205H124V207H123V210H125V211H127V213H130L132 216L130 217V214L127 216V217H119V218H113V217H109V218H106V220H104V221H102L101 222V224H99V225H97V226H93L92 228H90V229H87V230H82V231H79V232H77L75 235H76V238H75V240H74V243H73V250H67L69 247L67 246V247H65L66 249L64 250V249H62L61 248V250H59L57 253L56 252H53V253H51V254H56V256H55V259L57 260V261H59L60 262V264H107V262L109 263V261L111 262V263H113V264H192L191 262H193L194 260H197L198 262L200 261V259L201 260H204L205 258H201V257H199V254H197V252H195V251H198V249L196 250L195 248H197V246L199 245V243H200V247H201V243L203 244V241H199V239H201L199 236V239H198V237L197 236H195V234H196V232L197 231H199V230H202V228H198L199 230H196L195 231V233H194V236L195 237H197V240L194 238V240H193V242L191 243L192 245L191 246H193V247H191V249L189 248V250L190 251H188L187 250V248L189 247V245L188 246H184L183 244H182V241H185L186 242V238L188 239V240H190L188 237H191V235H193V233L190 235V236H188V237H186V234L185 235H182L181 234V232H180V230H181V226H186L185 224H186V222H187V224H188V222L190 221V219L187 221V220H185V218H183V220L185 221L180 227V229H179V225L178 224H180L179 223V219H180V221H181V223L183 222L182 220H181V216H183L182 215V213H181V211H182V209H181V205L179 204V202H177V200L175 199V200H173L174 198H172L174 195H180L181 193L179 192L178 193V190L175 188V189H173V191L171 190L170 192H169V190H168V194L166 193H163L162 194V192H159L158 191V189H157V191L155 192ZM44 192V191H43ZM188 193V192H187ZM75 194H77V193H75ZM151 194H153V192L152 193H149L148 195H150L151 196ZM190 194V193H189ZM189 194H188V196H189ZM222 194H226L225 193V191L222 193ZM177 196H175V197H177ZM185 196V195H184ZM187 196V195H186ZM185 196V199L187 198ZM212 196V195H211ZM47 197V196H46ZM168 197H171V198H169L170 200H167L166 198H168ZM179 197V196H178ZM182 197H183V195L180 197L181 199V201H184V200H182ZM48 198V197H47ZM46 198V200H48ZM36 200V199H35ZM144 200V199H143ZM139 201V200H138ZM36 202V201H35ZM53 202V201H52ZM189 201L187 200V203H188ZM194 202V201H193ZM193 202H191V203H193ZM199 202V201H198ZM50 203V202H49ZM140 203V204H139ZM200 203V202H199ZM198 203V204H199ZM33 203H31V205H32ZM37 204H38V202H37ZM54 204V203H53ZM185 204H186V201H185ZM198 204H196L197 206H198ZM210 204V203H209ZM34 206H35V204H33ZM32 205V206H33ZM38 205H40V203L38 204ZM38 205H36V206H38ZM182 205H184V203L182 204ZM189 205V204H188ZM191 205H193V204H191ZM206 205V203L203 205V206H205ZM214 205V204H213ZM224 205V204H223ZM27 206V205H26ZM32 206H30V207H32ZM42 206V205H41ZM40 206V207H41ZM185 206V205H184ZM183 206V207H184ZM28 207H29V204H28ZM55 207V206H54ZM58 207V206H57ZM186 207V206H185ZM187 207H189V206H187ZM192 207H194V205L192 206ZM200 207H202V206H200ZM207 207V206H206ZM205 207V208H206ZM212 207V206H211ZM210 207V208H211ZM38 208V207H37ZM196 208V207H195ZM204 208V209H205ZM224 208H226V207H224ZM25 209V208H24ZM23 209V210H24ZM32 209V208H31ZM36 209V208H35ZM35 209H33V210H31L32 212L35 210ZM39 209V208H38ZM38 209H37V211H38ZM53 209H55V208H53ZM190 209H192L191 207H190ZM212 209V208H211ZM23 210H20V212L22 211V215H21V217H23V215H24V212L25 213H30V212H28V210H27V212L26 211H24L23 212ZM30 210V209H29ZM192 210H194V209H192ZM206 210V209H205ZM36 211V212H37ZM42 211H44V209L42 210ZM53 211H55V210H53ZM58 211V210H57ZM56 211V212H57ZM185 211H187V210H185ZM19 212V213H20ZM50 212H52L51 210H50ZM59 212V211H58ZM164 212V214H166V215H169L170 216V214H167V213H165V212H169V213H171V214H173L172 216H170V218L167 216V217H165V216H162V213ZM188 212V211H187ZM195 212V211H194ZM222 212V211H221ZM224 212V211H223ZM40 213H41V209H40ZM184 214H185V212H183ZM196 213V212H195ZM203 213H204V211H203ZM21 214V213H20ZM30 214H32V213H30ZM44 214V213H43ZM135 214V216H133ZM180 214V215H179ZM19 215V214H18ZM185 215H187V214H185ZM189 215V214H188ZM223 215V214H222ZM30 216V215H29ZM192 216V215H191ZM207 216V215H206ZM221 216V215H220ZM21 217L19 216H17V218L19 219L20 218V220H21ZM31 217H33V215H31ZM31 217H29V218H31ZM107 217V216H106ZM184 217V216H183ZM189 217H190V215H189ZM188 217V218H189ZM223 217H225V216H223ZM27 218H28V216H27ZM27 218H23L22 219V221L23 222H25V223H23L22 221H20V220H18V219H16L17 221H20L21 222V224H22V231L21 232H23L24 233V237H25V239L23 240V242H21V244L23 245V247L26 245V243L28 242V240H27V242H26V238H27V236H28V238L30 237L29 236V233H28V228H27V226L28 227H30V225L32 226V224H33V226L36 224L34 221H33V219L31 220V224H30V222H29V225H27L26 226V222L29 220H27L26 221V219ZM129 218H131V219H129ZM191 218V217H190ZM196 217H194L193 216V219H195ZM220 218V217H219ZM11 219V218H10ZM9 219V220H10ZM14 219H15V215H14ZM105 219V218H104ZM218 219V218H217ZM29 220V221H30ZM197 220V219H196ZM199 220V219H198ZM32 221H33V223H32ZM153 222L154 223V226H156V228L157 229H155V232H153V231H151V230H149L146 226V224H147V222ZM13 222V221H12ZM192 222V221H191ZM194 222H196V221H193V224H194ZM203 222H204V220H203ZM19 223V222H18ZM35 223V224H34ZM197 223H199V221L197 222ZM209 223V222H208ZM211 223H213V222H211ZM3 224H4V226H6L5 224L6 223H4L3 222ZM16 224H17V222H16ZM28 224V223H27ZM190 224V223H189ZM200 224V223H199ZM214 224V223H213ZM9 225V224H8ZM196 225V224H195ZM198 225V224H197ZM209 225V227L208 228H210V226H212V224H208ZM207 225V226H208ZM32 226V227H33ZM36 226V225H35ZM34 226V228L36 229H33L32 227V229L34 230V231H37V229L39 228V226H37L38 228H36ZM46 226V225H45ZM71 226L72 225H68V227H69V229L71 228ZM193 226V225H192ZM205 226V225H204ZM222 226H224V225H222ZM222 226H219V227H221L222 228ZM3 226H1V230L3 229L2 228ZM44 227V226H43ZM43 227H40V228H43ZM203 227V226H202ZM66 228V227H65ZM226 228V227H225ZM9 229V228H8ZM30 229V228H29ZM45 228H43V232L45 231V233H46V230H44ZM47 229V228H46ZM189 229H191V227L189 228ZM219 229V228H218ZM0 230V231H1ZM32 230V231H33ZM48 230V229H47ZM210 230V229H209ZM186 231H188V230H186ZM207 231V230H206ZM217 231H220V230H217ZM227 231V230H226ZM20 232V233H21ZM49 232V231H48ZM190 232H191V230H190ZM224 233H222L221 235V237L222 238H220V244H219V248H220V256H222V253L224 254V255H227L226 253H224L227 249V243L226 242H224L225 241V235H226V238H227V233L225 234V231H223ZM22 234V233H21ZM31 234V233H30ZM34 234H35V232H34ZM187 234H188V232H187ZM23 235V234H22ZM47 235V234H46ZM74 235V236H75ZM202 235V234H201ZM200 235V236H201ZM206 235V234H205ZM204 235V236H205ZM209 235V234H208ZM34 236V235H33ZM203 236V237H204ZM207 236V235H206ZM205 236V237H206ZM34 237H36V236H34ZM204 237V238H205ZM208 237V236H207ZM32 237H30V239H31ZM71 238H73V237H71ZM229 238V237H228ZM206 239V238H205ZM207 239H209V238H207ZM34 240H36V238L34 239ZM33 240V241H34ZM72 240V239H71ZM188 240H187V243H188ZM204 240V239H203ZM33 241H32V244H35V243H37V241H38V239L36 240V241H34L35 243H33ZM70 241V240H69ZM197 241V242H196ZM214 241V240H213ZM212 240H211V242H213ZM31 242V241H30ZM67 242H68V240H67ZM205 242H206V245L208 246L209 244H207V241L205 240ZM211 242H209L210 243V245H211V248H212V244H211ZM71 243V242H70ZM186 243V244H187ZM196 243H198V245H196ZM28 244V243H27ZM68 243H66V245H67ZM72 244V243H71ZM70 244V245H71ZM205 244V243H204ZM203 244V248H204V246H206V245H204ZM64 245V242H63V244H62V246ZM65 245V246H66ZM224 245H226L225 246V249H224ZM61 246V247H62ZM206 246V247H207ZM229 246V245H228ZM25 248V247H24ZM103 248L105 249H108L107 250V252L109 251V256H108V258H105L106 256H104L105 255V253L103 254ZM199 248V247H198ZM195 249V250H194ZM206 249V248H205ZM46 250H48V249H45V251ZM49 250H51V248L49 249ZM64 250V251H63ZM68 251L69 252V257H70V259H69V257H67V254L68 253H66L65 251ZM203 250V249H202ZM202 250H201V252H202ZM70 251H72L74 254H76V255H78L79 256V258L78 259H76V261L75 260H72V259H75V256L72 258L71 257V255H70ZM106 251V250H105ZM104 251V252H105ZM205 251V250H204ZM207 251V254L206 255H209V254H211V252H212V249H209V251H211V252H208V250H206ZM228 251V250H227ZM25 252V251H24ZM51 252V251H50ZM191 252H193V253H191ZM195 252V253H194ZM205 253V252H204ZM43 254H48V252H43ZM74 254H72V255H74ZM230 254V253H229ZM49 255H50V253H49ZM107 255V254H106ZM196 256V259L194 258V259H192V256ZM223 255V256H224ZM48 256V255H47ZM194 256V257H195ZM44 257V256H43ZM199 257V258H198ZM205 257V256H204ZM220 258V257H219ZM223 258V257H222ZM228 258V257H227ZM81 259V262H79V260ZM217 259V258H216ZM40 260V259H39ZM41 260H44V262H46V260H45V258H43V259H41ZM192 260V261H191ZM210 260H211V258H210ZM218 260V259H217ZM25 261V260H24ZM36 261H38V259L36 260ZM35 261V262H36ZM53 261V260H52ZM197 261H195V262H197ZM206 261V260H205ZM42 262V261H41ZM58 262V263H59ZM209 262V261H208ZM207 262V263H208ZM219 262V261H218ZM52 262H50V264H51ZM53 263H54V261H53ZM55 263H56V261H55ZM54 263V264H55ZM57 263V264H58ZM110 263V264H111ZM206 263V264H207ZM221 263H222V260H221ZM22 264H24V263H22ZM34 264H36V263H34ZM37 264H38V262H37ZM40 264V263H39ZM47 264V263H46ZM49 264V263H48ZM193 264H195V263H193ZM198 264V263H197ZM201 264V263H200ZM210 264H211V261H210ZM216 264V263H215ZM220 264V263H219ZM223 264V263H222ZM257 264H260V262L259 263H257ZM262 264V263H261ZM264 264V263H263Z\"/></svg>",
  "mask_w": 264,
  "mask_h": 264
},
{
  "label": "crops",
  "instance_id": "0c3cea01",
  "mask_svg": "<svg viewBox=\"0 0 264 264\" xmlns=\"http://www.w3.org/2000/svg\"><path fill=\"white\" fill-rule=\"evenodd\" d=\"M192 73L193 71L182 76V79H178L175 86L186 82ZM192 124L190 129L185 128V133L182 138L167 141L168 165L166 163L163 164L166 172L175 173L176 177L186 178L185 182H188V178H191L190 182L192 185H190L194 188H192V202H200L203 205L206 203L207 206L206 208L204 207L206 210L203 208L202 212H199V214H202V218H218V224L224 225L222 226L224 229L228 227L247 229L248 226L243 221L254 217L256 218V215L260 214L263 216V224L261 227L264 229V109L258 113H256V110H248L243 98L235 92L232 94L230 107L222 114H219L217 119H199L198 122L194 121ZM224 152L225 155H223ZM202 155L205 157H201ZM188 156L193 157L191 159L189 158V162L187 161L189 160ZM220 156L223 157L221 158ZM201 158L204 160L202 159V161ZM210 158H212L211 161ZM221 161L226 162V164L228 162V166L226 165L227 167H224L225 163ZM209 162H212L211 165H214L209 166ZM185 164L187 167H182ZM200 166L201 168H199ZM206 167L208 168L206 169ZM215 169L216 173L213 172V175L209 170L213 171ZM200 173L203 174L200 175ZM209 173L211 174V179L207 176ZM216 175L217 178H215ZM213 178L216 180L213 181ZM213 182H216V185ZM195 183H200L198 185H201V187H197L198 185L196 186ZM186 184L184 186H188V183ZM211 184L215 186L207 187V185L209 186ZM56 185L53 186L59 187ZM62 188L67 194L66 197L59 198L57 194H53L54 196L57 195V199L61 201L68 197L66 188ZM224 191L226 194H222ZM18 214L19 210H15L9 216L0 218V230L1 226H3V229L0 231V264H33L26 258L23 260L17 259V253L27 255L28 252V245H25L24 248L20 240L19 243L17 241L15 231ZM213 214H215L214 217H212ZM226 221H230V223L228 224ZM3 222L6 223V226H4ZM257 227L260 226L257 225L255 229ZM68 232L71 233L73 231L68 229ZM209 232L210 230L202 234H211ZM240 234L247 235L250 233L240 232ZM53 261L54 263L56 261L55 264L59 262L57 260ZM53 261H51V264H54Z\"/></svg>",
  "mask_w": 264,
  "mask_h": 264
}]
</instances>
